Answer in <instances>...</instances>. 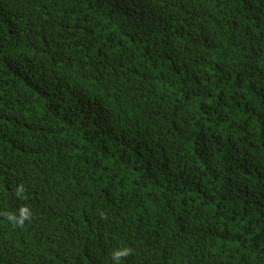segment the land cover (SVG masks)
<instances>
[{
	"label": "trees",
	"instance_id": "obj_1",
	"mask_svg": "<svg viewBox=\"0 0 264 264\" xmlns=\"http://www.w3.org/2000/svg\"><path fill=\"white\" fill-rule=\"evenodd\" d=\"M0 264H264V0H0Z\"/></svg>",
	"mask_w": 264,
	"mask_h": 264
},
{
	"label": "clouds",
	"instance_id": "obj_2",
	"mask_svg": "<svg viewBox=\"0 0 264 264\" xmlns=\"http://www.w3.org/2000/svg\"><path fill=\"white\" fill-rule=\"evenodd\" d=\"M7 218L12 221L14 224H18L20 226H23L25 220L30 219V212L27 208H22L20 210V215L19 218L17 219V217L15 215H7ZM131 254V249L130 248H124V249H120V250H116L112 253V258L113 260L119 262L121 258L123 257H127Z\"/></svg>",
	"mask_w": 264,
	"mask_h": 264
}]
</instances>
